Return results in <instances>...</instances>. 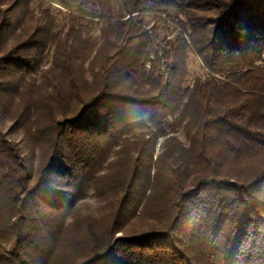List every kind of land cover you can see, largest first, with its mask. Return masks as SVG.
<instances>
[{
    "label": "trees",
    "instance_id": "obj_1",
    "mask_svg": "<svg viewBox=\"0 0 264 264\" xmlns=\"http://www.w3.org/2000/svg\"><path fill=\"white\" fill-rule=\"evenodd\" d=\"M124 1L180 32L155 48L121 15L90 39L0 0V264H264V0ZM190 51L209 73L192 87ZM175 116L189 148L168 137ZM91 190L110 200L101 221L78 211ZM140 209L153 223L132 231Z\"/></svg>",
    "mask_w": 264,
    "mask_h": 264
},
{
    "label": "rangeland",
    "instance_id": "obj_2",
    "mask_svg": "<svg viewBox=\"0 0 264 264\" xmlns=\"http://www.w3.org/2000/svg\"><path fill=\"white\" fill-rule=\"evenodd\" d=\"M29 2V15H33L36 18L46 19L52 17L56 21L58 30L68 31L71 27L78 29L82 27V30H89L90 39H98L99 28L103 21L109 18H118L122 15L123 20H127L132 17L144 31L148 32V35L153 38L155 48H160L166 41L174 40L178 32H180L179 26L164 15L154 13H142L132 16L126 15L124 0H107V4L102 6L94 2H90L85 6L65 8L58 3L50 2L49 0H28ZM115 19V20H116ZM185 17H182L184 20ZM79 20H81V23ZM114 20V19H113ZM52 60V53L46 52V60L42 64L41 70H46L50 66ZM149 67H147V71ZM208 71L204 67L200 58L194 51L189 52V75L187 84L192 87L196 80H204L208 76ZM220 76V75H218ZM166 132L168 137H175L182 142L185 148L191 147L190 136L192 133H188L187 121H182L179 116L170 117L166 120ZM10 122L3 126L5 132L11 141L18 144L22 150L24 156L31 161L34 165H37L39 161V143L32 141L28 136L24 134L22 130L9 132ZM38 137V136H37ZM165 141V138L159 140L155 159L162 153L161 144ZM113 160V158H111ZM110 160V161H111ZM192 160V159H191ZM193 161V160H192ZM249 164L243 163L236 167L234 176L242 175L250 169ZM104 172L102 174H105ZM110 174V172H109ZM104 191V190H103ZM110 200L108 196H102L94 190L88 192L85 199L78 203V211L81 218L86 221H101L108 213L110 209ZM83 221V220H81ZM150 223H153V218L150 215H144L143 210L140 209L137 215L130 222L132 231H139L148 229Z\"/></svg>",
    "mask_w": 264,
    "mask_h": 264
}]
</instances>
